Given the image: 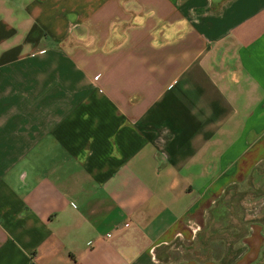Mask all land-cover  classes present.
<instances>
[{
  "label": "crops",
  "instance_id": "1",
  "mask_svg": "<svg viewBox=\"0 0 264 264\" xmlns=\"http://www.w3.org/2000/svg\"><path fill=\"white\" fill-rule=\"evenodd\" d=\"M263 172L264 0H0V264H259Z\"/></svg>",
  "mask_w": 264,
  "mask_h": 264
},
{
  "label": "rangeland",
  "instance_id": "2",
  "mask_svg": "<svg viewBox=\"0 0 264 264\" xmlns=\"http://www.w3.org/2000/svg\"><path fill=\"white\" fill-rule=\"evenodd\" d=\"M252 185L248 187L247 193L248 197L251 198V201H255L263 199L264 200V172L263 173H258L257 176L253 177L251 179ZM250 201V202H251ZM250 204V203H248ZM263 208V207H262ZM259 264H264V257L261 263Z\"/></svg>",
  "mask_w": 264,
  "mask_h": 264
},
{
  "label": "trees",
  "instance_id": "3",
  "mask_svg": "<svg viewBox=\"0 0 264 264\" xmlns=\"http://www.w3.org/2000/svg\"><path fill=\"white\" fill-rule=\"evenodd\" d=\"M28 264H36L34 261H30Z\"/></svg>",
  "mask_w": 264,
  "mask_h": 264
}]
</instances>
